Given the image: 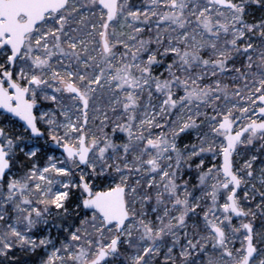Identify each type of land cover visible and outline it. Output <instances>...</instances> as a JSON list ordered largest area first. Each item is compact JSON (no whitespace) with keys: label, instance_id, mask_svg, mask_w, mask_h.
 <instances>
[{"label":"snow or ice","instance_id":"1","mask_svg":"<svg viewBox=\"0 0 264 264\" xmlns=\"http://www.w3.org/2000/svg\"><path fill=\"white\" fill-rule=\"evenodd\" d=\"M0 264H264V0H0Z\"/></svg>","mask_w":264,"mask_h":264}]
</instances>
